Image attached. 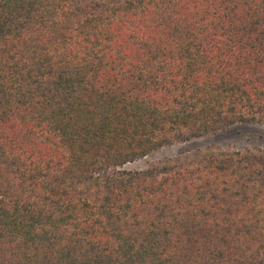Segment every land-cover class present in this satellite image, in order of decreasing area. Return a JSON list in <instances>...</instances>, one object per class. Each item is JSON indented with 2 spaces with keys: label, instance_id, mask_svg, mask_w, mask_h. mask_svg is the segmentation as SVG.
<instances>
[{
  "label": "trees",
  "instance_id": "1",
  "mask_svg": "<svg viewBox=\"0 0 264 264\" xmlns=\"http://www.w3.org/2000/svg\"><path fill=\"white\" fill-rule=\"evenodd\" d=\"M264 0H0V264H264Z\"/></svg>",
  "mask_w": 264,
  "mask_h": 264
},
{
  "label": "rangeland",
  "instance_id": "2",
  "mask_svg": "<svg viewBox=\"0 0 264 264\" xmlns=\"http://www.w3.org/2000/svg\"><path fill=\"white\" fill-rule=\"evenodd\" d=\"M210 145H216L220 148L235 149L248 148L252 146H264V126L234 125L214 136H208L198 140L163 148L151 156L126 164V168L143 169L153 160L176 156L181 153L192 151L196 148H203Z\"/></svg>",
  "mask_w": 264,
  "mask_h": 264
}]
</instances>
